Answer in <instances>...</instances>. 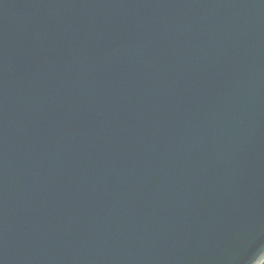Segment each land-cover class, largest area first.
Masks as SVG:
<instances>
[{"label": "water", "instance_id": "1", "mask_svg": "<svg viewBox=\"0 0 264 264\" xmlns=\"http://www.w3.org/2000/svg\"><path fill=\"white\" fill-rule=\"evenodd\" d=\"M264 0H0V264H259Z\"/></svg>", "mask_w": 264, "mask_h": 264}, {"label": "built area", "instance_id": "2", "mask_svg": "<svg viewBox=\"0 0 264 264\" xmlns=\"http://www.w3.org/2000/svg\"><path fill=\"white\" fill-rule=\"evenodd\" d=\"M259 264H264V259Z\"/></svg>", "mask_w": 264, "mask_h": 264}]
</instances>
